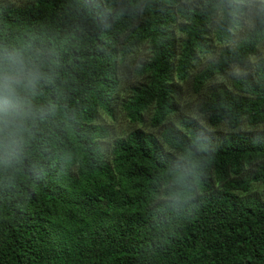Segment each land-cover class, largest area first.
Here are the masks:
<instances>
[{
    "label": "trees",
    "instance_id": "trees-1",
    "mask_svg": "<svg viewBox=\"0 0 264 264\" xmlns=\"http://www.w3.org/2000/svg\"><path fill=\"white\" fill-rule=\"evenodd\" d=\"M242 24L227 0L0 1V43L58 53L55 87L37 98L55 115L21 165L0 168V264H264V195L253 192L264 184V57L209 91L207 126L166 125L178 82L201 92L258 54L264 19L234 41ZM123 67L142 79L122 101ZM118 104L131 124L151 112L153 130L113 136L101 117ZM189 154L194 198L175 207L161 184Z\"/></svg>",
    "mask_w": 264,
    "mask_h": 264
},
{
    "label": "clouds",
    "instance_id": "clouds-1",
    "mask_svg": "<svg viewBox=\"0 0 264 264\" xmlns=\"http://www.w3.org/2000/svg\"><path fill=\"white\" fill-rule=\"evenodd\" d=\"M235 14L249 21L264 19V0H227ZM58 53L31 41L0 43V168L21 165L38 130V123L55 115V103L38 104L44 86L55 87ZM48 68L45 71V68ZM196 163L191 155L165 170L161 198L179 207L193 197Z\"/></svg>",
    "mask_w": 264,
    "mask_h": 264
},
{
    "label": "rangeland",
    "instance_id": "rangeland-1",
    "mask_svg": "<svg viewBox=\"0 0 264 264\" xmlns=\"http://www.w3.org/2000/svg\"><path fill=\"white\" fill-rule=\"evenodd\" d=\"M4 3L14 4L18 5L21 4L27 0H0ZM252 24V20L249 21L247 18H243V24L235 30L234 34V41L244 32L246 31ZM234 41L230 42L233 43ZM214 47L217 49L218 47H221L222 44L217 43V41L213 40ZM142 54L147 53V50L145 47H141L139 50ZM213 55V54H212ZM215 55V54H214ZM258 57H264V41L259 46V52L257 55L251 57V59L248 61V63L245 66H235L233 67L227 74L221 77H215L212 80H210L205 87L201 90V92H194L192 89V82L190 78H188L185 81L178 82V90L176 93V110L171 113L169 116L166 125H179V119L181 116H188L195 118L200 123L206 125L205 117L198 111V107L203 101V99L207 96L209 91H211L214 88L221 87V86H230V81L233 76L242 75L243 73H251L253 70L254 63ZM209 59V55H203L201 59L196 64L197 70L202 68V66L206 63V61ZM122 72L124 74V82L123 87L120 88V98L123 101L126 99L130 92H129V86L132 83H137L142 78L137 76L130 68L123 67ZM151 112H146L144 114L143 121L140 123H133L134 126H140L145 128L146 130H151L152 128L148 125L149 123V116ZM101 122H104L110 127V131L113 136H118L126 133L128 129H131L133 127V124L130 123L129 118L126 115L125 110L121 107L120 104H118V108L116 110V116L115 119L109 118L106 114H102ZM210 129H214L212 127H209ZM243 128V127H242ZM244 129V128H243ZM153 130V129H152ZM219 131H227L228 129L221 125L218 127ZM154 131L157 132V129H154ZM253 192L258 193L259 195H264V184H254L253 185Z\"/></svg>",
    "mask_w": 264,
    "mask_h": 264
}]
</instances>
